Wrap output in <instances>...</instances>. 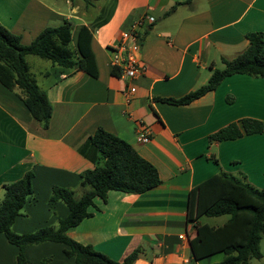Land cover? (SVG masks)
<instances>
[{
	"label": "crops",
	"instance_id": "0c3cea01",
	"mask_svg": "<svg viewBox=\"0 0 264 264\" xmlns=\"http://www.w3.org/2000/svg\"><path fill=\"white\" fill-rule=\"evenodd\" d=\"M187 2L0 0V25L20 36L24 45L47 27L68 20L75 49L80 29L89 27L98 69L95 78L27 57L52 104L47 129L0 83V202L5 185L34 172L33 195L13 225L15 233L57 227L67 217L63 202H50L52 188H70L76 198L89 189L81 185V174L95 165L79 148L103 128L151 162L161 183L140 195L110 191L106 201L95 200L93 216L68 235L115 261L140 249L134 264H215L224 259L222 252L195 259L190 242L199 222L218 226L227 220L215 225L207 222L212 218L201 217L217 191L218 174H232L264 190V131L229 141H210V136L245 118L264 123V78L227 77L214 91L183 106L157 98L178 99L207 83L224 58L232 59L248 47L247 34L260 32L264 39V0ZM144 16L155 18L141 32L147 71L132 83L136 92L128 99L129 81L112 69L108 47ZM139 128L149 131V143L139 141ZM44 202H49L46 210ZM65 248L45 242L28 246L25 255L30 264H74L64 255ZM18 253L0 233V264H17Z\"/></svg>",
	"mask_w": 264,
	"mask_h": 264
},
{
	"label": "trees",
	"instance_id": "16d2710c",
	"mask_svg": "<svg viewBox=\"0 0 264 264\" xmlns=\"http://www.w3.org/2000/svg\"><path fill=\"white\" fill-rule=\"evenodd\" d=\"M94 4L98 0H82ZM188 0L187 3H190ZM73 25L65 20L58 27H47L28 45L20 36L0 25V83L15 92L29 110L32 118L44 129L50 125L52 104L47 94L38 86L30 71L27 57L32 55L50 61L53 65L84 71L98 77V69L91 49L92 30L83 26L78 34L76 48L71 47ZM248 47L232 59H223V67L213 70L207 83L193 92L178 98H157L172 105H188L206 93L214 91L222 81L233 75L264 78V39L260 32L246 35ZM115 74V73H114ZM264 123L245 118L231 123L210 136V141L236 140L244 135L261 134ZM95 165L81 174V185L89 189L80 197L67 187L55 185L50 202H63L69 209L66 218L57 227L46 226L34 232L17 234L13 231L16 219L33 195L34 172L29 170L19 180L4 186L0 202V233L19 248L17 264H30L25 250L30 245L45 242L66 246L63 253L74 259V264H134L141 250L136 249L123 261H115L68 235L84 219L92 217L95 200H107L110 191L126 194H143L161 183L157 168L143 158L126 140L98 128L95 134L79 148ZM217 191L212 193L203 218L226 217L224 224L214 226L199 222L197 236L190 242L195 259L222 252L224 259L215 264H249L260 259V243L264 237V190L256 188L245 179L221 172L217 178Z\"/></svg>",
	"mask_w": 264,
	"mask_h": 264
},
{
	"label": "built area",
	"instance_id": "2783aa9c",
	"mask_svg": "<svg viewBox=\"0 0 264 264\" xmlns=\"http://www.w3.org/2000/svg\"><path fill=\"white\" fill-rule=\"evenodd\" d=\"M154 21V17H142L134 22L128 30L123 31L115 44L108 47L111 54L112 69L118 70L120 77L129 81L128 89L125 91L128 99L136 92V87L132 83L147 71V66L141 57L143 43L141 32ZM138 139L144 144L149 143L151 140L149 131L145 128H139ZM180 237L182 238V236Z\"/></svg>",
	"mask_w": 264,
	"mask_h": 264
},
{
	"label": "rangeland",
	"instance_id": "374dc122",
	"mask_svg": "<svg viewBox=\"0 0 264 264\" xmlns=\"http://www.w3.org/2000/svg\"><path fill=\"white\" fill-rule=\"evenodd\" d=\"M34 57L36 58V60L39 59V57H36V56H34ZM40 60H43V59H40ZM29 63L32 65L31 59H29ZM42 192H43V190L41 191V193ZM45 203L48 205L49 202L48 203L44 202L45 210H46L47 205ZM53 215H54V212L52 210L51 211V216L53 217ZM207 220H208L207 222L217 225V224L223 223L226 220V217L223 216V217H217V218H212V219H207ZM260 250H261V253H262V257L260 259H252V260H250L249 264H264V237L262 238L261 243H260Z\"/></svg>",
	"mask_w": 264,
	"mask_h": 264
}]
</instances>
